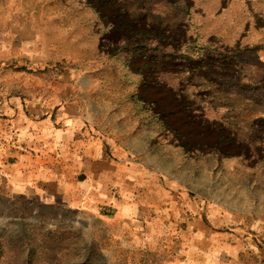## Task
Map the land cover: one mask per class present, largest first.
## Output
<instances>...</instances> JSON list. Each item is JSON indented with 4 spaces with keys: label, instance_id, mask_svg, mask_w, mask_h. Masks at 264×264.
<instances>
[{
    "label": "rangeland",
    "instance_id": "rangeland-1",
    "mask_svg": "<svg viewBox=\"0 0 264 264\" xmlns=\"http://www.w3.org/2000/svg\"><path fill=\"white\" fill-rule=\"evenodd\" d=\"M65 80L116 147L179 178L177 195L198 201L204 167L226 213L264 217V0H0V94ZM245 97L254 117L223 109ZM238 155L263 167L255 190L230 169ZM251 242L242 263L264 264ZM122 243L88 213L0 193V264H186Z\"/></svg>",
    "mask_w": 264,
    "mask_h": 264
},
{
    "label": "crops",
    "instance_id": "crops-1",
    "mask_svg": "<svg viewBox=\"0 0 264 264\" xmlns=\"http://www.w3.org/2000/svg\"><path fill=\"white\" fill-rule=\"evenodd\" d=\"M66 83L57 82L48 93L37 86L28 92L0 94V193L44 207L88 213L104 222L109 236L122 245L131 242L151 253L162 249L181 254L186 264H217L225 255L230 264H243L241 255L254 247L245 246L264 238V217L243 219L241 212L226 213L227 205L210 194L216 187H206L204 167L198 201L177 195L179 178L138 159L129 147H116L109 130L100 128L88 110L85 113V104L77 99L85 93L77 88L71 92L63 86ZM247 99L241 98L238 107L223 109L250 111L254 117ZM262 115L264 107L256 113ZM116 130L112 132H120ZM242 159L234 156L230 169L251 175L253 179L247 181L255 190L263 178L258 173L261 166H243ZM187 208L198 213L195 227L185 224ZM256 247L253 252H264Z\"/></svg>",
    "mask_w": 264,
    "mask_h": 264
}]
</instances>
